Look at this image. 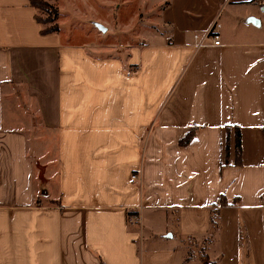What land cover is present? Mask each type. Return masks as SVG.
<instances>
[{
  "label": "crops",
  "instance_id": "0c3cea01",
  "mask_svg": "<svg viewBox=\"0 0 264 264\" xmlns=\"http://www.w3.org/2000/svg\"><path fill=\"white\" fill-rule=\"evenodd\" d=\"M30 1L0 0V264H264V0H167L125 55Z\"/></svg>",
  "mask_w": 264,
  "mask_h": 264
},
{
  "label": "rangeland",
  "instance_id": "374dc122",
  "mask_svg": "<svg viewBox=\"0 0 264 264\" xmlns=\"http://www.w3.org/2000/svg\"><path fill=\"white\" fill-rule=\"evenodd\" d=\"M57 15L38 9L37 18L43 20L54 16L52 22L44 27L64 22L65 41L71 43H89L97 55H125L122 45L139 41L136 31L144 27L148 31H166L168 28L160 20L162 9L167 0H48ZM192 7L201 8L196 0ZM73 22H79L75 28ZM40 176L43 180V170ZM205 246L206 242L199 244ZM204 264H212L204 261Z\"/></svg>",
  "mask_w": 264,
  "mask_h": 264
},
{
  "label": "trees",
  "instance_id": "16d2710c",
  "mask_svg": "<svg viewBox=\"0 0 264 264\" xmlns=\"http://www.w3.org/2000/svg\"><path fill=\"white\" fill-rule=\"evenodd\" d=\"M30 2L32 6H34L36 9L46 10L48 12L53 13L54 16L57 15V8H55L51 3H49L48 0H31ZM54 16H51L49 18H44L43 20L37 18V21L43 26V24L52 22L53 19H55ZM56 31H58V25L56 23L48 27L43 26V28L41 29L42 33H51ZM197 128H198L197 126L191 127V129L185 134V136L179 140V144L185 145L186 143H188L194 136ZM235 148H236L237 156H239L241 151L239 130H236Z\"/></svg>",
  "mask_w": 264,
  "mask_h": 264
},
{
  "label": "built area",
  "instance_id": "2783aa9c",
  "mask_svg": "<svg viewBox=\"0 0 264 264\" xmlns=\"http://www.w3.org/2000/svg\"><path fill=\"white\" fill-rule=\"evenodd\" d=\"M194 38L197 39L198 38V35L194 34ZM207 40L209 42H206ZM205 45H213V46H220V45H222L221 38H220L219 33L216 30H214L213 28H211L205 34V36L200 41L197 42V46L198 47H203ZM131 178L132 179H136L137 178V175L136 174H132L131 175Z\"/></svg>",
  "mask_w": 264,
  "mask_h": 264
}]
</instances>
